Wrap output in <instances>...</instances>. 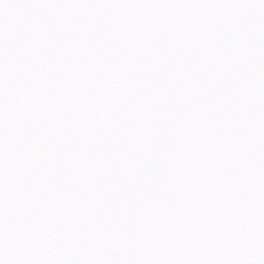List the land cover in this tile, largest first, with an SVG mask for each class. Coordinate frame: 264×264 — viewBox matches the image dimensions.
Segmentation results:
<instances>
[{
    "label": "snow or ice",
    "instance_id": "1",
    "mask_svg": "<svg viewBox=\"0 0 264 264\" xmlns=\"http://www.w3.org/2000/svg\"><path fill=\"white\" fill-rule=\"evenodd\" d=\"M0 264H264V0H0Z\"/></svg>",
    "mask_w": 264,
    "mask_h": 264
}]
</instances>
